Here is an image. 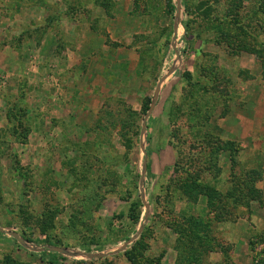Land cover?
Masks as SVG:
<instances>
[{"label":"rangeland","instance_id":"rangeland-1","mask_svg":"<svg viewBox=\"0 0 264 264\" xmlns=\"http://www.w3.org/2000/svg\"><path fill=\"white\" fill-rule=\"evenodd\" d=\"M171 1L175 15L169 0H68L86 32L74 87L45 118L23 81L7 126L0 109V264H264V151L220 129L236 78L255 79L241 56L264 80V4ZM4 2L5 18L50 3Z\"/></svg>","mask_w":264,"mask_h":264},{"label":"crops","instance_id":"crops-1","mask_svg":"<svg viewBox=\"0 0 264 264\" xmlns=\"http://www.w3.org/2000/svg\"><path fill=\"white\" fill-rule=\"evenodd\" d=\"M49 1V6L41 12H38L41 8L31 5L28 13L26 8L8 13L7 18L0 13V109L5 126L9 123L7 104L16 101L21 81L26 84L23 88L25 103L31 109L41 108L40 118H45L53 93L61 90L60 95L67 94L69 91L65 89L71 87L69 82L74 81V87L78 79L76 70L81 63L85 27L77 17L70 15L68 0L66 3ZM45 12V19L42 16L34 19L33 14ZM258 61L254 55L241 56L242 63L238 67L252 70L255 79L246 82L240 75L236 78L239 95L232 98L230 112L222 120V127L218 126L224 138L236 140L243 151L248 152L264 151V80ZM34 118L39 117L36 114ZM37 133L34 125L32 134Z\"/></svg>","mask_w":264,"mask_h":264},{"label":"trees","instance_id":"trees-1","mask_svg":"<svg viewBox=\"0 0 264 264\" xmlns=\"http://www.w3.org/2000/svg\"><path fill=\"white\" fill-rule=\"evenodd\" d=\"M182 3H183V9H184V11H187V3H186V1L183 0ZM262 3L264 4V0H262ZM263 4H262V5H263ZM175 12H176V6L173 4V2H172L171 0H169V13H170L171 15H175ZM261 13H262V12H261ZM263 13H264V11H263ZM261 54H262V53L259 52L260 58L262 59ZM150 103H151V99H147V103H145V107H144V109H143L144 112H146V111L148 110V107H149ZM146 151H147V153H148V147H146ZM150 169H151V162H149V163L147 164V170L149 171ZM237 204H238V202H237ZM133 217H134V216H133ZM2 234H3V233L0 232V235H2ZM40 254H41L42 256H46V255H48V256H50L51 258H53V259H55L56 261H59V262L66 261L67 259H69V258H67L66 256H64L63 254H60V253H57V252H53V251H49L47 248H44Z\"/></svg>","mask_w":264,"mask_h":264},{"label":"water","instance_id":"water-1","mask_svg":"<svg viewBox=\"0 0 264 264\" xmlns=\"http://www.w3.org/2000/svg\"><path fill=\"white\" fill-rule=\"evenodd\" d=\"M145 168L147 169V165H146ZM0 232H3V230L0 229ZM5 233L8 234L10 237L14 238L15 240H17L20 244L25 245L26 242L23 239H21L20 236L17 233H15V232H8V231H5ZM47 249L49 251L57 252V253H60V254H63V255H65L67 253V251L64 250V249H62V248L50 247V248H47Z\"/></svg>","mask_w":264,"mask_h":264},{"label":"built area","instance_id":"built-area-1","mask_svg":"<svg viewBox=\"0 0 264 264\" xmlns=\"http://www.w3.org/2000/svg\"><path fill=\"white\" fill-rule=\"evenodd\" d=\"M4 6H5L4 0H0V9H2V10H0V13L4 12V10H3Z\"/></svg>","mask_w":264,"mask_h":264}]
</instances>
